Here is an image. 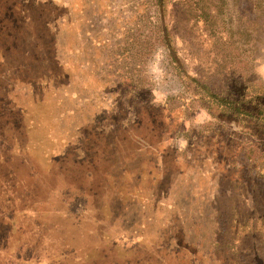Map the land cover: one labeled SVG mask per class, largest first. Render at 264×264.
Instances as JSON below:
<instances>
[{"label": "rangeland", "instance_id": "obj_1", "mask_svg": "<svg viewBox=\"0 0 264 264\" xmlns=\"http://www.w3.org/2000/svg\"><path fill=\"white\" fill-rule=\"evenodd\" d=\"M3 1L0 264H264V178L251 185L226 171L227 154L240 155L228 130L235 142L256 128L262 137L264 3L75 0L96 41L66 50L64 79L34 22L71 0L23 20L20 0ZM154 12L168 48L146 58L149 87L125 107L135 95L105 91L114 74L103 79L99 67L128 27L148 34ZM89 57L96 66L80 63ZM61 80L63 90L51 85ZM222 100L249 115L221 114ZM209 113L219 125L196 134Z\"/></svg>", "mask_w": 264, "mask_h": 264}, {"label": "trees", "instance_id": "obj_2", "mask_svg": "<svg viewBox=\"0 0 264 264\" xmlns=\"http://www.w3.org/2000/svg\"><path fill=\"white\" fill-rule=\"evenodd\" d=\"M3 2V0H0V4H3ZM52 2V0H20L19 3L27 9L18 11L15 10V18H19L20 20L26 18L33 19L34 14L30 13V10H34L40 7H45L46 9H48ZM76 2L77 1L75 0H71L69 1V3L66 1V6H63L60 3H53L54 6L52 8L60 9L61 13L57 12L56 14H52V12H47L45 14L43 12H40V14L35 17L34 22L37 31L45 29L47 30L45 42L49 49H53L52 59L56 64H58L56 70H51H53V72L55 71L56 75H61L62 77H64V79L69 75V73L63 68V66L67 65V67L69 68V61L74 66V58L66 55V50L71 48L74 53H77L79 52L80 48H83L82 45L85 46V44H88L90 41V44H93L96 41L92 39V34L89 35L92 32L91 26L93 23L89 22V24L86 26L85 21H83L84 19H82L81 17V13L80 15L77 13L79 4H77ZM159 3V0H155L154 6H159ZM262 3H264V0H258V4ZM147 17L150 24L149 33L139 35L138 33H134L132 29H129L128 27V29L126 30L125 38L122 40L121 37L120 39L115 41V46L117 47H114L109 51L111 52L109 60H105L103 65L99 67L100 75L98 76L103 79H106L107 77L101 74H114V79L109 78L111 79V82H109V85L105 87V91L109 92L111 86L113 89L110 92L111 94H118L120 92L124 96V98L129 97V95H135L131 99V103L129 101H126L124 105L125 107L131 106V108H134L136 106L134 104V101L139 97V95H141V93L146 92L149 87L148 85H146L145 76L146 58L152 54L157 45L162 44L167 47L165 33L162 28L158 13L154 12V14H149L147 15ZM68 36L72 37V39L70 40V45H66V39L68 38ZM39 40H41L40 37ZM84 40H89V42H85ZM96 46L100 48L101 46H103L102 42L98 41L95 46L91 47V49H94ZM84 50L85 49L83 48V52ZM90 56H94L93 53H91ZM78 57L79 56L76 55V58ZM80 63L87 64L89 67L96 66L92 62L91 57H89V59L83 60V62ZM115 74L117 75L115 76ZM63 81L64 80H61L51 85L57 90H63ZM222 102L223 103L220 105L221 108L219 111L221 114L232 113L236 117L249 115L247 108L241 106L242 104H232L229 101L224 100H222ZM252 114L254 115V113ZM209 115L210 116L208 120L203 124L202 128L193 129L196 134L201 133L199 135H202L204 133V129L207 130V132L213 131L214 127H216V125H219L218 122L221 120H219L218 118H220V116H213L214 114L212 115L210 113ZM254 116L257 120V123H259V121L264 122V115H261L260 112H257ZM227 120L229 119L227 118ZM232 127L233 125L230 124L229 128ZM261 129L262 137H260L259 135V128H256L254 134H256L257 137L251 135V137L247 139H239V141L236 142L234 141L235 135L231 134L232 131L228 130L229 135L227 138V148H236L240 155L234 159L230 157L229 153L227 154L226 160L227 164H229V167L226 169V171L230 175H236L239 179H243V181L251 183V185H253L252 182H254V179L257 180L259 177L264 178V126ZM182 135L188 141L191 140L189 130L182 132ZM236 215L237 214H235V212L230 213V217L232 218V220H237ZM222 218L226 219L225 216H223ZM94 235L97 239L100 236V234ZM98 247L101 246L98 245L96 247V250L99 252ZM161 253L162 250L160 248L153 249L152 252L147 256V258L148 260H150L152 255L159 258V254ZM128 263L131 264L132 261H130L129 259ZM155 264H157V262H155Z\"/></svg>", "mask_w": 264, "mask_h": 264}]
</instances>
